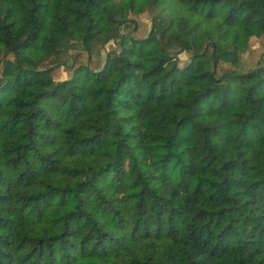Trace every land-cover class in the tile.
<instances>
[{
    "label": "trees",
    "instance_id": "obj_1",
    "mask_svg": "<svg viewBox=\"0 0 264 264\" xmlns=\"http://www.w3.org/2000/svg\"><path fill=\"white\" fill-rule=\"evenodd\" d=\"M263 35L264 0H0V264H264Z\"/></svg>",
    "mask_w": 264,
    "mask_h": 264
},
{
    "label": "rangeland",
    "instance_id": "obj_2",
    "mask_svg": "<svg viewBox=\"0 0 264 264\" xmlns=\"http://www.w3.org/2000/svg\"><path fill=\"white\" fill-rule=\"evenodd\" d=\"M149 22V17L146 14L141 16L140 27L138 31L139 35H142L146 32ZM180 31L184 32L185 30L181 28ZM261 55H264V35L261 37L252 38L250 40L249 48L245 53L242 54V64L240 69L245 71L255 67ZM186 57L187 56L185 53L180 54L181 60H185ZM99 62L100 60H98V58H94L91 64L95 65ZM53 76L55 79H65L67 77V73L63 68H57L54 70Z\"/></svg>",
    "mask_w": 264,
    "mask_h": 264
}]
</instances>
